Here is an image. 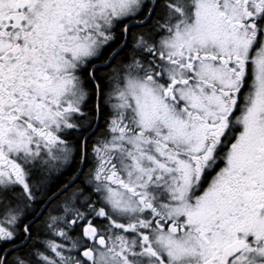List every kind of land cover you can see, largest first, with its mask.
I'll return each instance as SVG.
<instances>
[{
	"label": "flooded vegetation",
	"instance_id": "1",
	"mask_svg": "<svg viewBox=\"0 0 264 264\" xmlns=\"http://www.w3.org/2000/svg\"><path fill=\"white\" fill-rule=\"evenodd\" d=\"M0 264H264V0H0Z\"/></svg>",
	"mask_w": 264,
	"mask_h": 264
},
{
	"label": "rangeland",
	"instance_id": "2",
	"mask_svg": "<svg viewBox=\"0 0 264 264\" xmlns=\"http://www.w3.org/2000/svg\"><path fill=\"white\" fill-rule=\"evenodd\" d=\"M49 19L50 18H44L39 22L41 30H43V29L51 30L52 28H57V24L62 19V15L60 13L59 14L57 13L54 16H52L50 20ZM37 68H39V67H37ZM37 68L31 67V70L33 71V73L37 72ZM43 70H45V69H43Z\"/></svg>",
	"mask_w": 264,
	"mask_h": 264
},
{
	"label": "trees",
	"instance_id": "3",
	"mask_svg": "<svg viewBox=\"0 0 264 264\" xmlns=\"http://www.w3.org/2000/svg\"><path fill=\"white\" fill-rule=\"evenodd\" d=\"M130 43V41L127 43V45ZM129 46V45H128ZM128 46L125 48V51H124V55H127V51H128ZM102 77H103V75H102ZM104 116V115H103ZM81 181H82V179H80ZM31 233H32V239H33V241H34V235H35V231L34 230H31ZM32 239L30 240V242L32 241ZM29 247H30V245L28 246L27 245V247L25 248V251L28 253L29 252ZM8 261V260H7Z\"/></svg>",
	"mask_w": 264,
	"mask_h": 264
}]
</instances>
